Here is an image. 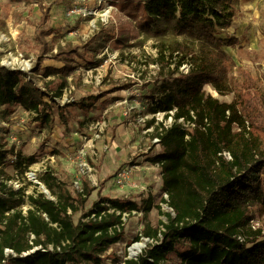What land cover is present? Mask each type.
I'll return each instance as SVG.
<instances>
[{"label":"trees","instance_id":"obj_1","mask_svg":"<svg viewBox=\"0 0 264 264\" xmlns=\"http://www.w3.org/2000/svg\"><path fill=\"white\" fill-rule=\"evenodd\" d=\"M239 2L139 0L124 8L134 19L140 14L137 25L145 34L143 40L155 42L157 57L150 62L158 65L162 80L149 96L148 112H163L172 121L169 126L159 123L153 128L152 137L161 150L151 161L161 169V189L166 196L161 201L173 215L161 212L167 220L159 223L163 230L146 224L135 241L144 237L160 239V243L148 245L123 264H168L173 256L175 264H264V232L250 224L255 212L264 213V192L258 186L251 188L264 168V150L259 149L237 103L221 102L204 90L209 85L221 97L233 92L230 75L235 63L223 48L237 44L227 30ZM132 10L139 14L132 15ZM47 19L44 9L40 22ZM56 33L52 27L38 31L34 74L57 77L59 86L52 91L47 82L40 88L26 73L0 65V119L6 118L9 107L18 106L34 115V122L48 127L54 108L57 114L70 105L87 110L104 97L91 95L63 106L55 102L77 69L69 57L80 58L79 46H58L51 58L63 56V66L41 67L50 52L46 38ZM184 66H188L186 73L180 71ZM153 125L152 118L147 126ZM10 154L12 149L0 137V264H103L107 250L123 237V214L142 212L146 218L154 207L150 195L142 205L131 199L100 197L74 223L72 215L84 206L94 188L82 182L73 197L48 171L40 182L54 199L37 192L25 195L23 189L8 186L14 177L3 166ZM35 162L34 156L17 153L13 171L23 175ZM244 189L248 191L234 194ZM25 200L28 207L23 212ZM156 209L160 212V206Z\"/></svg>","mask_w":264,"mask_h":264},{"label":"rangeland","instance_id":"obj_2","mask_svg":"<svg viewBox=\"0 0 264 264\" xmlns=\"http://www.w3.org/2000/svg\"><path fill=\"white\" fill-rule=\"evenodd\" d=\"M130 2L137 4L139 0H0L1 66L21 70L40 88L50 82L49 87L54 91L59 86L57 77L43 78L42 72L34 74L40 47L36 35L39 30L52 27L57 33L53 38H46L50 52L43 57L41 67L45 64L59 67L64 63L63 56L57 60L51 58L58 46H79L80 58L69 57L77 69L67 78L70 82L67 94L76 102L91 95H104L87 110L70 105L57 114L54 108L48 127L34 122V115L20 107H9L6 118L0 119V137L13 151L8 158L16 159L17 153L34 156L36 162L30 167L35 170L39 184L25 174L16 175L8 159L3 169L14 177L8 186L23 189L25 195L37 192L54 199L40 182L48 171L73 197L78 191L75 184L81 190V183H87L94 191L72 215L74 223L100 197L131 199L139 205L148 195L153 197L154 207L146 218L142 212L125 217L123 237L107 250L103 264H120L124 258L142 254L148 245L159 244L160 239H135L141 236L146 224L163 230L159 223L167 220L161 212H169L161 201L166 198L161 189V169L151 159L161 150L152 137L153 128L159 123L169 126L172 120L165 118L163 112H148L149 96L156 93L162 78L158 65L150 62L157 57L155 42L143 40L145 34L137 25V21H141L139 11H130L132 15L139 14L134 19L124 10ZM44 9L48 10V19L42 24L40 18ZM227 32L237 39L233 48H223L235 63L230 75L234 79L233 92L221 97L209 85L204 86V90L221 102L235 101L259 149L264 150V0H240ZM117 38L121 40L117 42ZM180 71L186 73L187 68L181 67ZM126 85H129L126 90L108 93ZM152 118L154 125L148 128L147 122ZM95 120H105L106 128L97 140L85 147L83 158L92 172L82 174L78 154L84 146L81 136L86 134V125ZM133 166L136 167L132 169ZM123 169L131 170L120 183L118 174ZM255 177L256 183L251 188L258 186L264 192V168ZM27 207L25 200L21 209ZM251 225L264 232V213L255 212ZM135 243L145 246L134 257L130 248ZM174 260L173 256V261L167 263L175 264Z\"/></svg>","mask_w":264,"mask_h":264},{"label":"built area","instance_id":"obj_3","mask_svg":"<svg viewBox=\"0 0 264 264\" xmlns=\"http://www.w3.org/2000/svg\"><path fill=\"white\" fill-rule=\"evenodd\" d=\"M184 67H186L188 69L187 66H184ZM68 92H70V89L68 87L64 88L63 91H62L61 97L60 98H56L55 102L56 103L57 102L60 103V106H63L65 103L66 104L71 103L73 101V99L69 97V95L67 94ZM105 128H106L105 120H95V121H92V122H90V123H88L86 125V134L81 136L82 143L84 144V146H82L81 149L78 150V154H79V156L81 157V160H82V162L80 163V171L82 172V174L85 173V172L86 173H91L92 172V170L85 163L84 158H83V154L85 152V147H88V145L90 143H92L93 141L97 140L100 137V135L104 132ZM155 141H157V140H155ZM9 159H10V157H9ZM14 160H15V158H11L10 159V164H12ZM156 166H159V165L156 164ZM135 167L136 166H133L132 169H134ZM130 170L123 169V170H121L119 172L118 176L120 177V180H119L120 183L127 179V175L130 173ZM24 174H25V177H27L29 180H33V182L39 184V182L37 181V174L35 173V170H33L31 167H29L27 172H25ZM75 185H76V189L78 191H80L79 190V185L77 183ZM168 209H169V213H171V215H173L172 210L170 208H168ZM25 210H23V212H25ZM133 214H136V213L132 212L131 215H133ZM90 217L93 218L94 214H91ZM125 217H129V215L128 214H123V216H122V221L123 222L125 221ZM252 221L250 222V224L252 223ZM252 227L254 228L253 225H252ZM5 252L6 253H11L10 250H5ZM134 257H135V255H134ZM125 259H127V258H124L123 260H121L120 264H123V261ZM128 259H131V258H128Z\"/></svg>","mask_w":264,"mask_h":264},{"label":"bare ground","instance_id":"obj_4","mask_svg":"<svg viewBox=\"0 0 264 264\" xmlns=\"http://www.w3.org/2000/svg\"><path fill=\"white\" fill-rule=\"evenodd\" d=\"M210 91L213 93V95H216V93H215L214 91H212V90H210ZM144 246H145L144 243H135V244H133V246L130 248V254H131L132 256L136 255L138 252L141 251V249H142Z\"/></svg>","mask_w":264,"mask_h":264},{"label":"crops","instance_id":"obj_5","mask_svg":"<svg viewBox=\"0 0 264 264\" xmlns=\"http://www.w3.org/2000/svg\"><path fill=\"white\" fill-rule=\"evenodd\" d=\"M45 66H51V67H55V66H52V65H50V64H45ZM63 66V63H62V65L61 66H59V67H55V68H60V67H62Z\"/></svg>","mask_w":264,"mask_h":264},{"label":"water","instance_id":"obj_6","mask_svg":"<svg viewBox=\"0 0 264 264\" xmlns=\"http://www.w3.org/2000/svg\"><path fill=\"white\" fill-rule=\"evenodd\" d=\"M44 193H46V191H44Z\"/></svg>","mask_w":264,"mask_h":264}]
</instances>
